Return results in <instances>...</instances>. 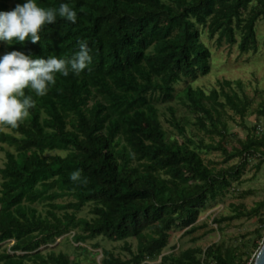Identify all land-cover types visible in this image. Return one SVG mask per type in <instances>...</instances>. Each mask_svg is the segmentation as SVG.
<instances>
[{"label":"trees","instance_id":"obj_1","mask_svg":"<svg viewBox=\"0 0 264 264\" xmlns=\"http://www.w3.org/2000/svg\"><path fill=\"white\" fill-rule=\"evenodd\" d=\"M22 2L0 0V10ZM61 2L76 10L75 24L58 17L44 26L37 43L0 42V53L17 49L46 58L70 56L77 41H86L92 56L79 75L57 74L44 96L25 89L36 106L17 128L0 127V264H74L65 252L40 249L65 234L75 243L98 236L133 239V255L122 264L157 258V264H252L264 241V198L214 216L215 227L197 220L224 198L249 159L257 158L256 172L264 163L259 123L226 148L224 115L230 112L244 125L253 99L239 79L218 80L208 91L176 85L209 72L210 50L200 39L205 32L217 46L256 51L264 0H37L45 8ZM175 99L193 119L176 116L168 104ZM161 103H167L172 129L160 120ZM251 111L264 116V100ZM200 132L209 142L195 140ZM51 150L66 155L46 153ZM201 150L220 151L223 163L238 161L217 168ZM76 169L87 183L69 179ZM61 198L69 200L57 202ZM35 203L45 205L43 212ZM87 204L91 216H77ZM245 215L258 217L255 236L228 242L225 223ZM174 228L192 242L214 231L219 238L204 248L164 252ZM7 241L12 243L3 246ZM100 251V264H117L110 250Z\"/></svg>","mask_w":264,"mask_h":264},{"label":"rangeland","instance_id":"obj_2","mask_svg":"<svg viewBox=\"0 0 264 264\" xmlns=\"http://www.w3.org/2000/svg\"><path fill=\"white\" fill-rule=\"evenodd\" d=\"M256 38L257 49L256 51H248L241 53L236 44L229 46L227 43H223L221 46H217L215 38H208L207 33H203L200 36L201 41L210 50V70L204 75H198L195 79H186L185 81L176 85L177 90L181 89L186 83H190L193 87H200L205 91L217 85L218 80L229 79L242 81L244 91L252 98L251 110L259 108V103L264 100V18L256 22ZM168 104L174 105L176 108V116L182 114H188L189 118L193 117L186 111L177 99L169 102ZM167 103H161L159 105L160 110L164 111V115H160V120L163 126L169 130L172 127L167 123L166 117L170 116L168 110H165ZM249 111L244 120V125L241 123L237 116L232 115L230 112L228 115H224L227 121L228 134L226 148L230 150L231 146L238 144L239 140L245 138V135L249 128L254 124L259 123V126L264 125V116H258L257 112ZM190 126L187 127V130ZM193 132L195 128L191 126ZM202 138L205 142H209V137L203 135L200 132L196 138ZM219 140V137H216ZM48 154L60 153L61 151L51 150L46 152ZM201 156L205 161L213 160L216 162V167H225L237 163L238 157L229 160L226 163L222 162L223 155L220 151L205 152L201 150ZM5 161L4 153L0 150V167ZM257 158H251L247 161L241 175L237 180L231 182L229 191L226 193L221 201H217L208 206L204 211L199 214L198 222L207 221L210 226L215 227V224H211V219L218 215H227L232 211L234 206L242 204L247 209L254 206V204L264 198V163L260 165L259 170L255 171V165ZM69 198L58 199L57 202H66ZM37 209L43 212L45 205L43 203H35ZM90 205H85L80 211L77 212V216L89 218ZM257 216H242L232 221L226 222L224 225L223 234L228 242H236L241 238H253L254 229L258 226ZM208 227L199 229L196 234H200ZM183 229L174 228L169 232V240L164 252H170L182 248H187L191 245H198L202 248L206 247L212 242H215L219 238L217 231L206 234L201 239L192 242L190 236L180 237ZM99 242L98 248H93L91 244ZM259 243V241L256 240ZM12 241H7L3 246L11 244ZM82 246L86 248L85 251ZM135 242L133 239L127 241H120L114 238L107 239L98 236L92 240H87L83 243H75L71 239V234H65L59 237L55 243L49 244L46 247H41L42 251L53 249L55 251H62L67 253L73 260L74 264H100L101 248L110 250L112 256L117 260V264L126 262L133 255ZM175 246V249H173ZM257 253V252H256ZM159 258L152 260H145L142 264H157Z\"/></svg>","mask_w":264,"mask_h":264},{"label":"clouds","instance_id":"obj_3","mask_svg":"<svg viewBox=\"0 0 264 264\" xmlns=\"http://www.w3.org/2000/svg\"><path fill=\"white\" fill-rule=\"evenodd\" d=\"M62 18L70 24L77 21V12L67 3L61 2L53 7H42L37 0H23L11 10H0V42L37 43L45 25L55 23ZM78 50L70 56L47 55L46 58L12 49L0 53V127L17 128L36 106L32 95L44 96L56 83V76L79 75L92 62V56L86 41H77ZM66 154H61L62 158ZM69 179L81 184L87 178L81 170H73Z\"/></svg>","mask_w":264,"mask_h":264},{"label":"water","instance_id":"obj_4","mask_svg":"<svg viewBox=\"0 0 264 264\" xmlns=\"http://www.w3.org/2000/svg\"><path fill=\"white\" fill-rule=\"evenodd\" d=\"M252 264H264V241L255 254L254 260Z\"/></svg>","mask_w":264,"mask_h":264},{"label":"built area","instance_id":"obj_5","mask_svg":"<svg viewBox=\"0 0 264 264\" xmlns=\"http://www.w3.org/2000/svg\"><path fill=\"white\" fill-rule=\"evenodd\" d=\"M259 129V128H258Z\"/></svg>","mask_w":264,"mask_h":264}]
</instances>
